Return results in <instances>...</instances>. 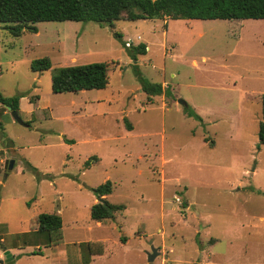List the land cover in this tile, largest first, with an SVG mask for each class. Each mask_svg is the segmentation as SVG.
Instances as JSON below:
<instances>
[{
	"label": "rangeland",
	"instance_id": "rangeland-1",
	"mask_svg": "<svg viewBox=\"0 0 264 264\" xmlns=\"http://www.w3.org/2000/svg\"><path fill=\"white\" fill-rule=\"evenodd\" d=\"M11 25L0 23V90L24 95L25 124L0 104V264L7 252L15 264H264L262 19L41 21L18 36ZM123 41L147 44L136 63L171 95L149 100ZM43 56L52 68L33 71ZM95 61L111 65L109 86L53 92L57 68ZM107 180L105 198L126 209L99 222L93 188ZM42 212L62 216L63 239L26 245Z\"/></svg>",
	"mask_w": 264,
	"mask_h": 264
},
{
	"label": "trees",
	"instance_id": "trees-1",
	"mask_svg": "<svg viewBox=\"0 0 264 264\" xmlns=\"http://www.w3.org/2000/svg\"><path fill=\"white\" fill-rule=\"evenodd\" d=\"M172 19H264V0H0V23H10L11 31L21 35L24 28L41 21H94L109 27L115 26L120 19L140 20L154 18ZM116 37L122 38V33L115 32ZM124 46L135 63L139 55L147 53V44ZM33 71H44L52 68L49 56H43L32 61ZM111 65L106 61H95L85 64L61 66L56 69L52 78L54 93L79 92L90 89H103L110 83ZM134 71L141 84L142 90L152 101L153 96L164 92L171 95L162 83L152 82L146 78L136 63ZM24 95L6 96L0 90V104L10 106L12 110L20 111V99ZM185 112L197 119L202 117L191 107L186 106ZM28 124L29 121L27 122ZM132 127L130 123L127 124ZM4 127L0 119V129ZM259 140L264 143V94L262 96V119L259 123ZM96 156L86 161L89 167ZM98 199L104 197L91 206V217L95 221L103 222L114 219L117 213L126 209L123 203L110 202L105 196L113 193V183H105L93 188ZM258 193L264 191L259 190ZM33 233L36 241L26 245L50 247L59 244L63 239V218L58 213L42 212L35 218ZM27 234V233H24ZM126 236L121 240L126 241ZM92 250V243L88 244ZM103 246H99L97 253L102 254ZM41 253V252H38Z\"/></svg>",
	"mask_w": 264,
	"mask_h": 264
},
{
	"label": "water",
	"instance_id": "water-1",
	"mask_svg": "<svg viewBox=\"0 0 264 264\" xmlns=\"http://www.w3.org/2000/svg\"><path fill=\"white\" fill-rule=\"evenodd\" d=\"M180 103H182L183 105L187 106V103L186 101H184L183 99H180L179 100ZM9 110H11L12 112V115L14 116V118L22 123V124H25V122L23 121V119L21 118L20 114H19V111L18 110H12L10 106H6ZM15 165V160L14 159H8L6 161V167L10 170V169H13ZM100 201H103L104 200V197H101L99 199ZM153 249V252L152 253H149V261H152L156 255L158 254V251L155 247L152 248ZM3 262V260H2ZM6 262H8L9 264H15V259L14 257H12L8 252H7V258H6Z\"/></svg>",
	"mask_w": 264,
	"mask_h": 264
},
{
	"label": "crops",
	"instance_id": "crops-1",
	"mask_svg": "<svg viewBox=\"0 0 264 264\" xmlns=\"http://www.w3.org/2000/svg\"><path fill=\"white\" fill-rule=\"evenodd\" d=\"M250 19H252V18H250ZM202 20H204V19H202ZM208 20H213V19H208ZM222 20H228V19H222ZM244 20H246V19H244ZM263 20V22H264V19H262ZM23 98V97H22ZM22 98L20 99V111L19 112H21V110H22V103H21V100H22ZM31 102V101H30ZM32 103V102H31ZM6 113V112H5ZM4 113V114H5Z\"/></svg>",
	"mask_w": 264,
	"mask_h": 264
},
{
	"label": "built area",
	"instance_id": "built-area-1",
	"mask_svg": "<svg viewBox=\"0 0 264 264\" xmlns=\"http://www.w3.org/2000/svg\"><path fill=\"white\" fill-rule=\"evenodd\" d=\"M140 38V37H139ZM127 46H131V41L129 42V41H127Z\"/></svg>",
	"mask_w": 264,
	"mask_h": 264
}]
</instances>
